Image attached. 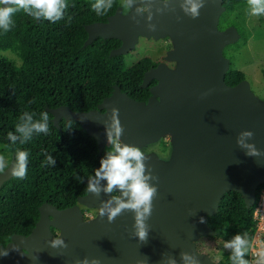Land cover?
Wrapping results in <instances>:
<instances>
[{
  "label": "water",
  "instance_id": "95a60500",
  "mask_svg": "<svg viewBox=\"0 0 264 264\" xmlns=\"http://www.w3.org/2000/svg\"><path fill=\"white\" fill-rule=\"evenodd\" d=\"M126 2L127 12L119 6L106 22L86 24L82 46L97 36L117 38L121 43L110 50L112 56L134 49L140 36H170L173 47L164 59L175 61V66L160 61L144 71L141 87L156 80L146 100L114 84L94 108L73 110L60 104L47 110L57 128L61 118L78 121L96 140L99 154L110 138H117L115 121L122 129V147L171 136L168 159L144 153L146 183L156 189L142 220L145 236H139L136 210L123 209L110 220L104 208L109 202V208H115L117 200L127 202L129 197L118 187L116 198L104 191V179L99 180V193H93L88 188L96 178L89 177L83 180L87 190L77 196L78 203L65 208L41 203L29 233H13L0 243V264H221L196 247L201 236L216 234L208 216L217 213L229 190L240 193L247 208L255 202L264 183V102L247 79L234 85L225 81L230 60L223 49L236 42L240 32L234 25L219 27L226 9L222 0ZM9 4L1 3L0 9ZM193 5L198 6L196 14ZM17 168L12 155L0 173V187ZM79 204L97 208L96 217L83 219ZM51 227L59 230L57 236Z\"/></svg>",
  "mask_w": 264,
  "mask_h": 264
},
{
  "label": "trees",
  "instance_id": "16d2710c",
  "mask_svg": "<svg viewBox=\"0 0 264 264\" xmlns=\"http://www.w3.org/2000/svg\"><path fill=\"white\" fill-rule=\"evenodd\" d=\"M249 0H222L225 11L219 27H244L234 19H223ZM13 11L6 26H0V51L14 52L18 59L0 56V155L7 164L14 156L25 152L23 178L11 177L0 188V243H6L13 233L27 234L39 217L38 206L44 202L62 208L76 203L77 196L85 193L83 179L96 177V166L107 158L112 147L98 153L96 140L76 120L60 121L53 125L47 107L67 104L73 110L94 108L109 95L113 84L138 100L150 95L148 87H141L143 73L156 60L142 56L128 64L125 56L109 55L117 39L98 38L83 47L86 37L80 17L62 18L56 23H35L36 9L25 10L12 4ZM261 8H264L261 7ZM264 16V11H258ZM42 13V11H41ZM32 14V20H24ZM15 19V20H11ZM245 78L237 68L225 74V81L234 85ZM154 82V81H153ZM48 113L45 122L43 114ZM31 117V121H29ZM35 123H46L47 132L32 128ZM30 128V133L18 131ZM11 133L15 140L9 136ZM115 140V138L111 139ZM51 157L54 163L48 161ZM264 187L261 183L257 192ZM113 194L115 192L113 191ZM253 207L247 208L242 195L229 190L222 196L218 211L208 216L215 235L196 240L197 250L221 264H235L236 259L250 263L249 246L254 231ZM244 241L243 256H237L233 242ZM225 253L217 258L211 250L217 244ZM251 264V263H250Z\"/></svg>",
  "mask_w": 264,
  "mask_h": 264
},
{
  "label": "clouds",
  "instance_id": "9594fccd",
  "mask_svg": "<svg viewBox=\"0 0 264 264\" xmlns=\"http://www.w3.org/2000/svg\"><path fill=\"white\" fill-rule=\"evenodd\" d=\"M255 5L261 4V0H251ZM0 3H14L20 8L25 10L40 9L42 14L49 20L58 19L61 16V0H0ZM128 3H131V0H128ZM99 4L95 7L99 8ZM197 5H193L192 12L196 14ZM125 10H127V4L125 5ZM12 8L0 9V26H6L8 17L12 13ZM258 11H264V8L254 9V13ZM39 16L40 13H34ZM116 110H114L115 112ZM48 113L43 114V119L46 122L48 120ZM31 121V117H29ZM32 128H35L37 131L47 132L46 123H35L32 125ZM114 129L117 138L119 137L122 129L119 126V122H114ZM20 132L30 133L31 129L26 127H18L17 129ZM244 135H251L250 133H245ZM11 139L15 140V137L11 136ZM113 150L109 152L107 158L101 160L100 167L96 171L95 183H90L88 190L93 193H99L100 188L98 187L99 180L104 179L107 181V187L104 189L106 192H112L114 188H119L123 194L129 199L127 202L117 200V206L115 208H109L108 204L104 205V208L109 209V219L116 217L123 209H133L137 212V224L140 228L139 236L143 239L145 236V231L143 230L142 220L145 214L150 212L151 200L156 193L154 187H150L146 180L149 177L144 175L145 165L143 163L145 156L144 153L137 147L131 146H121L117 140H113ZM26 153L20 152L18 154V168L14 169V175L18 178H23L25 174V160ZM48 161L54 163L52 158L49 156ZM6 164L4 163V156L0 155V173H2ZM115 199V198H114ZM143 208L141 212L140 209ZM103 214V209L101 210ZM244 241L239 237H236L233 242V246L236 250L237 256H243V251L241 246ZM241 264L245 262L241 261Z\"/></svg>",
  "mask_w": 264,
  "mask_h": 264
},
{
  "label": "rangeland",
  "instance_id": "374dc122",
  "mask_svg": "<svg viewBox=\"0 0 264 264\" xmlns=\"http://www.w3.org/2000/svg\"><path fill=\"white\" fill-rule=\"evenodd\" d=\"M263 6L264 0H261V4L259 5H255L249 0L247 4L239 7L231 14H226L222 17L223 19H234L244 27V32L243 34L240 32L239 39L225 46L223 49V55L230 60L229 70L233 68L242 70L245 73V79L249 81L253 93L260 101L264 102V17L259 12L254 13V9ZM172 47L173 42L170 36L160 37L158 39H152L150 37L147 39L140 38L129 60L127 56V62L137 61L142 56H150L154 60H161L165 51ZM4 55L13 59L12 51L8 50L4 52ZM16 59L17 57L15 56L14 60ZM115 140L117 142L119 141L118 139ZM112 141L109 140L108 143L112 144ZM145 150H154L162 157L165 154L160 151L157 143L149 145ZM86 212L94 215L97 213V210L92 209ZM58 234L59 231H56L55 235L57 236ZM217 246L218 250L216 252L211 250V253L219 258L226 251L223 244L218 243ZM235 264H239L237 259Z\"/></svg>",
  "mask_w": 264,
  "mask_h": 264
},
{
  "label": "flooded vegetation",
  "instance_id": "af4514ba",
  "mask_svg": "<svg viewBox=\"0 0 264 264\" xmlns=\"http://www.w3.org/2000/svg\"><path fill=\"white\" fill-rule=\"evenodd\" d=\"M123 1V2H122ZM14 3H10L9 5H12ZM61 4L63 5V7L61 8V16L60 18L58 19H52V20H49L47 19L42 13H41V10H38L36 9V13H40L39 16L35 15L34 18L32 16V14L28 15L27 18H25L24 20H32L33 18V22L35 23H56L58 20H61L62 18L66 17V18H69V19H72L74 16H77V17H80L81 20H86V21H83V26H84V29H85V25L86 24H92V23H100V22H106L107 19H108V16L114 14V12L116 11L117 7H122V11L125 13L128 11L129 9V6L126 2V0H61ZM97 4H99V8L95 7ZM127 4V10H125V5ZM9 5H7L5 8H7ZM16 5V4H15ZM0 6H1V3H0ZM146 7L144 5L141 6V9L144 10ZM264 17V16H263ZM11 20H15V19H11ZM86 31V29H85ZM86 37H87V31H86ZM85 37V38H86ZM98 38H102L101 36H97L93 41H95L96 39ZM140 38H146V37H143V36H140ZM153 39V37H150ZM103 39H113V38H103ZM114 39H117V38H114ZM147 39V38H146ZM85 40V39H84ZM119 42L116 44V45H113L111 47V49L113 48H116L120 45L121 41L119 39H117ZM110 49V50H111ZM171 49V48H170ZM135 50L132 49L130 50L129 52L125 53V54H122L125 56V61L127 62L129 59H130V56L132 55L133 51ZM169 49H167L165 51V53L162 55V59L160 60H156V64L160 61H164L169 67H174L175 66V61H167L164 59L167 51ZM8 50H2L0 51V56H3L4 55V52H7ZM110 52V51H109ZM13 53V59L14 57L17 55ZM127 56H128V60H127ZM152 58V57H151ZM18 59V57H17ZM153 59V58H152ZM136 62V61H134ZM128 64H131L133 62H127ZM155 64V65H156ZM155 65H151V66H155ZM150 66V67H151ZM149 67V68H150ZM147 70V69H146ZM154 81V82H153ZM154 83H156V80H152L149 84H148V88L153 85ZM114 85V84H113ZM150 92V91H149ZM148 98V97H147ZM146 100V99H145ZM67 105V104H66ZM56 107V106H54ZM96 107V106H95ZM72 109V108H71ZM52 118V117H51ZM61 119H64V118H61ZM60 119V121H61ZM65 120V119H64ZM70 120V119H69ZM73 120V119H72ZM68 121V120H67ZM82 126V125H81ZM84 129V128H83ZM113 138H110L109 140H111ZM115 139H118L115 137ZM171 136L170 135H165V136H162L159 140L157 141H153V142H148L146 143L145 145L141 146V147H137L139 148L143 153H150V152H153L155 153L160 159H168L169 156H170V152H171ZM108 140V141H109ZM119 140V139H118ZM119 143H121V141L119 140L118 141ZM157 143L158 146H159V149L161 152L165 153L164 154V157L160 156L156 151L154 150H145V148H147L149 145L151 144H155ZM108 146L106 147L105 146V149L106 148H111L112 147V144L108 143ZM106 144V145H107ZM11 159V158H10ZM10 162V160H9ZM9 162L6 164L8 165ZM94 177V176H92ZM86 178H89V177H86ZM96 178V177H94ZM84 180V179H83ZM84 182V181H83ZM85 184V182H84ZM3 185V184H2ZM86 186V184H85ZM1 188V187H0ZM87 190V188H86ZM113 191L115 192V194H113ZM112 191V196L113 197H117L118 193L113 189ZM86 193V191H85ZM83 193V194H85ZM81 194V195H83ZM80 196V195H78ZM44 202H47V201H44ZM43 203V202H42ZM50 203V202H48ZM76 203L77 200H76ZM74 203V204H76ZM51 204V203H50ZM72 204V205H74ZM53 205V204H52ZM70 205V206H72ZM40 206V205H39ZM38 206V207H39ZM80 206V209L82 211V214H83V219H86V212L87 210H92V209H96L97 210V213H98V209L97 208H89V207H86L85 205L83 204H79ZM57 207V206H56ZM66 207H69V206H66ZM59 208V207H58ZM62 208H65V207H62ZM39 212V211H38ZM97 213H95L94 215H92V218L96 217ZM51 230L52 232L55 234L56 231H59L58 229L54 228V227H51ZM3 244V243H2ZM5 244V243H4Z\"/></svg>",
  "mask_w": 264,
  "mask_h": 264
},
{
  "label": "built area",
  "instance_id": "2783aa9c",
  "mask_svg": "<svg viewBox=\"0 0 264 264\" xmlns=\"http://www.w3.org/2000/svg\"><path fill=\"white\" fill-rule=\"evenodd\" d=\"M251 207L254 231L249 246V259L251 264H264V187L256 192V199ZM85 216L92 217L89 213Z\"/></svg>",
  "mask_w": 264,
  "mask_h": 264
}]
</instances>
